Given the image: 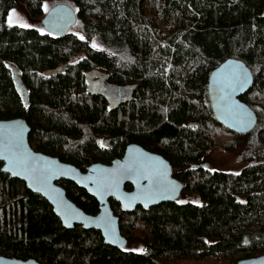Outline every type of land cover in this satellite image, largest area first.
<instances>
[{"label": "trees", "instance_id": "16d2710c", "mask_svg": "<svg viewBox=\"0 0 264 264\" xmlns=\"http://www.w3.org/2000/svg\"><path fill=\"white\" fill-rule=\"evenodd\" d=\"M46 1L0 0V120L24 118L35 151L84 172L139 144L166 158L184 192L204 204L171 201L127 214L111 200L130 241L145 247L122 251L94 231L66 229L48 201L0 163V256L40 264H235L264 255V0H68L86 39L8 27L12 6L22 2L39 16ZM93 37L112 53L94 49ZM229 58L254 74L242 100L258 124L247 135L225 128L209 99L210 75ZM101 71L112 88H130L131 98L113 104L92 92L89 76ZM217 148L236 152L243 171L193 168ZM59 185L85 212H98L85 190Z\"/></svg>", "mask_w": 264, "mask_h": 264}, {"label": "water", "instance_id": "95a60500", "mask_svg": "<svg viewBox=\"0 0 264 264\" xmlns=\"http://www.w3.org/2000/svg\"><path fill=\"white\" fill-rule=\"evenodd\" d=\"M77 21L78 15L72 7L57 5L48 12L42 25L50 35L64 38L70 35ZM245 72L247 82L241 87L239 81L244 79ZM253 85L251 68L235 58L221 63L209 78V99L216 118L225 128L240 135L251 133L258 124L257 113L242 100ZM19 88L27 104L22 82ZM30 133L31 127L24 118L0 120L2 172L23 181L28 190L46 199L66 229L78 225L86 230L101 231L106 245L124 249L127 238L121 232L120 218L115 215L111 200L125 210H135L139 206L157 207L180 197L183 186L172 178L171 163L139 144L129 145L124 156L111 164H96L84 172L58 157L35 151L29 142ZM61 181L72 182L95 198L101 210L99 214L90 215L77 206L59 185ZM128 183L134 190H126ZM0 264L40 263L35 259L0 256ZM235 264H264V255L241 259Z\"/></svg>", "mask_w": 264, "mask_h": 264}, {"label": "rangeland", "instance_id": "374dc122", "mask_svg": "<svg viewBox=\"0 0 264 264\" xmlns=\"http://www.w3.org/2000/svg\"><path fill=\"white\" fill-rule=\"evenodd\" d=\"M57 5H67L72 7L76 13L78 14L79 9L75 7V5L68 0H49L44 2L43 4V14L39 16H34L31 14V12L28 10L27 6L20 2L16 5L12 6L9 10L8 17H7V25L8 27H21L24 29H41L43 32H46L44 29L42 23L48 12ZM70 34L76 36L80 39H86L85 34L82 30V23L78 19L75 26L70 29ZM90 44L96 50L99 51H107L109 53H112L109 49L104 48V46L100 43L99 39L97 37H93L90 39ZM118 53V52H117ZM119 54V53H118ZM120 55V54H119ZM77 60V59H76ZM112 91L116 94H119L120 96L125 95L127 92L126 90L122 93L121 91H118L116 89H112ZM128 95V94H126ZM246 167V164H242L238 161V155L236 152L230 153L223 149H214L209 155L204 157L202 161L199 163H195L193 165V168H205L211 171H221V172H228V173H236L239 174L243 171V169ZM181 197L176 198V202L179 203H191L196 205H202L204 204V201H202L199 196L195 194H180ZM214 241H210V243H213ZM124 251L127 252H141L145 251V247L141 245L140 243H128V245L125 246Z\"/></svg>", "mask_w": 264, "mask_h": 264}, {"label": "flooded vegetation", "instance_id": "af4514ba", "mask_svg": "<svg viewBox=\"0 0 264 264\" xmlns=\"http://www.w3.org/2000/svg\"><path fill=\"white\" fill-rule=\"evenodd\" d=\"M55 37V36H54ZM52 73H55V74H57L56 72H54V71H52ZM89 88H90V90L92 91V92H96V93H99V94H103V95H106L107 96V98H108V100H109V102L110 103H113V104H118V103H120L121 101H125V100H128L129 98H131V96H132V94H133V92L131 91V89L129 88V89H126V88H121L120 86H117V85H114L113 86V88L110 86L111 84H110V82L108 81V77L106 76V73L104 72V71H101V72H96L95 74H90V76H89ZM112 89H116V90H118V91H121L122 93L126 90L127 92L125 93V95H122V96H120L119 94H116V93H114L113 91H112ZM122 89H124V90H122ZM126 94H128V95H126ZM173 178V177H172ZM176 180V179H175ZM178 181V180H177ZM126 190H128V191H132V190H134V186L132 185V184H130V183H128L127 185H126ZM184 193H186V192H184V190H183V188H182V192H181V195L182 194H184ZM189 194V193H188ZM181 197V196H180ZM115 201V200H114ZM116 202V201H115ZM176 202V201H175ZM117 203V202H116ZM119 206H120V213L121 212H125V213H127V214H133V213H137L138 211H142V210H145V211H148L149 209H152V208H143L142 206H139V207H137L135 210H125V209H123L122 208V206L119 204V203H117ZM112 205V204H111ZM162 205V204H161ZM158 207V206H157ZM154 208V207H153ZM101 210H100V207H99V209H98V212L97 213H95V214H90V215H97V214H99V212H100ZM113 211H114V213H115V215L117 216V217H119L120 218V228H121V232H122V234L124 235V237H126L127 238V244L126 245H128V243L130 242V243H133L132 241H130V238H129V236L123 231V229H122V218H121V216L119 215V213L117 212V211H115L114 209H113ZM89 214V213H88ZM76 226H78V225H76ZM75 226V227H76ZM80 227H82L83 228V226H80ZM84 229V228H83ZM86 230V229H85ZM87 231H94V232H96V233H98L99 234V236H100V238L102 239V241L104 242V244H105V241H104V238H103V234H102V232L101 231H98V230H87ZM112 247V246H111ZM113 248H116V247H113ZM120 250H122V251H124L125 249H120Z\"/></svg>", "mask_w": 264, "mask_h": 264}, {"label": "snow or ice", "instance_id": "6c2138e0", "mask_svg": "<svg viewBox=\"0 0 264 264\" xmlns=\"http://www.w3.org/2000/svg\"><path fill=\"white\" fill-rule=\"evenodd\" d=\"M93 47H95V45H93ZM241 84V87H243V84L247 82V73H244V79L242 81H239ZM15 174V173H14Z\"/></svg>", "mask_w": 264, "mask_h": 264}]
</instances>
